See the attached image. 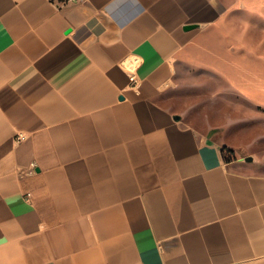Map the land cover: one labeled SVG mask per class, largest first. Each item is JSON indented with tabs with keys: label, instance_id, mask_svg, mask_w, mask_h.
<instances>
[{
	"label": "crops",
	"instance_id": "crops-1",
	"mask_svg": "<svg viewBox=\"0 0 264 264\" xmlns=\"http://www.w3.org/2000/svg\"><path fill=\"white\" fill-rule=\"evenodd\" d=\"M256 2L0 0V264H264V170L160 98Z\"/></svg>",
	"mask_w": 264,
	"mask_h": 264
},
{
	"label": "rangeland",
	"instance_id": "rangeland-1",
	"mask_svg": "<svg viewBox=\"0 0 264 264\" xmlns=\"http://www.w3.org/2000/svg\"><path fill=\"white\" fill-rule=\"evenodd\" d=\"M250 1L263 3L255 8L259 13L248 39L252 54L242 50L226 56L227 63L246 69L244 75L219 70L216 55H207L202 66L182 67L160 98L196 125L225 130L227 140L236 144L232 152L225 150L226 157H252L264 170V0Z\"/></svg>",
	"mask_w": 264,
	"mask_h": 264
},
{
	"label": "trees",
	"instance_id": "trees-1",
	"mask_svg": "<svg viewBox=\"0 0 264 264\" xmlns=\"http://www.w3.org/2000/svg\"><path fill=\"white\" fill-rule=\"evenodd\" d=\"M226 149H228L230 152H232L233 151V149L232 148H228L226 145L223 147V152H224V157L226 158V160H230V159H232V157H229V156H225V150Z\"/></svg>",
	"mask_w": 264,
	"mask_h": 264
},
{
	"label": "water",
	"instance_id": "water-1",
	"mask_svg": "<svg viewBox=\"0 0 264 264\" xmlns=\"http://www.w3.org/2000/svg\"><path fill=\"white\" fill-rule=\"evenodd\" d=\"M196 26V24L195 23H189V24H185V28L186 29H189V28H192V27H195ZM68 30H70V29H68ZM249 158H251V157H249Z\"/></svg>",
	"mask_w": 264,
	"mask_h": 264
},
{
	"label": "built area",
	"instance_id": "built-area-1",
	"mask_svg": "<svg viewBox=\"0 0 264 264\" xmlns=\"http://www.w3.org/2000/svg\"><path fill=\"white\" fill-rule=\"evenodd\" d=\"M130 78L137 84V77L134 73L130 75Z\"/></svg>",
	"mask_w": 264,
	"mask_h": 264
}]
</instances>
